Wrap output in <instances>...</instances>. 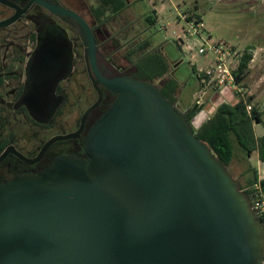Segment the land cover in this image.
<instances>
[{
    "label": "water",
    "instance_id": "1",
    "mask_svg": "<svg viewBox=\"0 0 264 264\" xmlns=\"http://www.w3.org/2000/svg\"><path fill=\"white\" fill-rule=\"evenodd\" d=\"M38 1L76 24L91 71L117 98L88 130L87 158L62 156L37 174L0 183V264H262L264 226L241 182L195 135V118L189 123L153 82L104 76L88 22ZM38 57L37 97L69 72L71 44L47 41ZM25 100L35 111L53 101ZM101 100L76 133L54 137L40 156L53 142L78 137ZM50 110L36 121H49Z\"/></svg>",
    "mask_w": 264,
    "mask_h": 264
},
{
    "label": "flooded vegetation",
    "instance_id": "2",
    "mask_svg": "<svg viewBox=\"0 0 264 264\" xmlns=\"http://www.w3.org/2000/svg\"><path fill=\"white\" fill-rule=\"evenodd\" d=\"M19 7H10L0 2V22L15 16L17 20L4 28H0V157L7 152L0 162V183L7 182L17 176L34 175L48 167L55 159L62 156L87 158L85 137L94 122L115 102L117 95L105 89L91 71L85 57V46L75 23L69 18L59 16L46 9L38 0H8ZM49 1L69 9L84 18L82 13L65 0ZM8 12L2 16V11ZM90 10V8H89ZM5 14V13H4ZM87 21L93 30L98 44V66L102 74L112 77L126 72L124 68L110 59L113 53H104L98 40L96 29L103 22L93 16ZM113 16V15H112ZM126 26L122 28L124 31ZM121 32V31H120ZM66 38L71 44L70 69L48 95L35 96L33 89L39 83L36 70L38 54L47 41ZM112 47L121 46L111 40ZM80 49L84 52L85 69L80 67ZM80 55V56H79ZM109 71L105 73L104 70ZM86 71V72H85ZM87 73L88 79H84ZM101 95V102L88 114L84 129L78 137L53 142L40 156L44 146L54 137L76 133L81 127L85 112L95 105ZM25 99H53L38 111L33 103ZM96 99L84 111L82 101ZM51 108V110L49 109ZM50 110L49 121L43 119ZM80 120L68 132L51 134L57 124L70 119ZM23 156L21 158L19 156ZM40 156V157H39ZM241 184L242 181L238 179ZM243 185V184H242Z\"/></svg>",
    "mask_w": 264,
    "mask_h": 264
},
{
    "label": "rangeland",
    "instance_id": "3",
    "mask_svg": "<svg viewBox=\"0 0 264 264\" xmlns=\"http://www.w3.org/2000/svg\"><path fill=\"white\" fill-rule=\"evenodd\" d=\"M65 1L74 4L89 22H92L89 8L99 5L98 0ZM125 2L126 6L121 12L108 18L96 29L101 49L104 53H113L110 59H113L114 63L120 65L126 72H134V64L128 62L126 54L145 40H149L150 47L139 50L132 60L136 62L148 52H160L169 63L172 76L180 84L176 106L184 112L195 105V94L200 86L193 68L195 65L205 66L208 62L197 54L196 49L200 44L197 38H191L189 41L194 45L192 52L186 45L180 43L179 36L185 41L189 38L183 34L184 22L180 16L192 15L191 12L199 14L204 31H210L213 41H222L230 45L232 52L238 54L236 61L240 62L246 52L253 55L240 85L243 86L245 97H252V105L262 113V122L254 123L256 134L264 133V0H125ZM155 9L159 11L160 16L154 12ZM6 14L8 12L3 10L2 16ZM149 16H152L157 24L150 25L147 21ZM124 26L126 28L122 31ZM112 39L115 44L121 46L119 49L112 47ZM80 53L79 66L85 69L82 49ZM164 78L156 79L153 83L159 87ZM84 79H88L87 73ZM95 100L84 99L83 111ZM235 102L236 99L231 103ZM216 106L207 99L203 110L198 113V120H194V125L198 126L211 117L216 111ZM209 110L213 112L209 114ZM79 120L80 115L77 119L67 120L66 129L59 123L51 134L71 131ZM256 166V152L248 155L235 144V157L229 168L232 176L240 179L245 185L247 178L253 177Z\"/></svg>",
    "mask_w": 264,
    "mask_h": 264
},
{
    "label": "trees",
    "instance_id": "4",
    "mask_svg": "<svg viewBox=\"0 0 264 264\" xmlns=\"http://www.w3.org/2000/svg\"><path fill=\"white\" fill-rule=\"evenodd\" d=\"M97 7H90L93 16L98 22L107 20L112 15L121 12L125 6V0H98ZM155 12V10H154ZM147 21L150 25L154 24V18L149 16ZM150 41L145 40L138 45L137 48L131 49L126 54L128 62L134 64L135 71L132 75L146 81L154 82L156 79H161L169 76L160 89L164 97L172 104H177V92L179 82L170 73V65L167 60L159 52H148L133 62L132 57L139 51L150 47ZM253 59L251 53L246 52L239 63L238 71L234 73L238 83L242 84L244 75ZM252 97H249L246 102L243 99H237L235 103L220 104L215 113L209 117L199 127L193 126V131L197 138L206 142L213 154L226 166L229 171L230 165L235 157V144L246 154L257 151L259 159L264 163V136L256 137L254 131V123L259 120L262 122V113L252 105ZM251 106L250 113L247 111V106ZM202 108L193 105L187 112L185 118L189 123H192L194 118L201 112ZM258 181L256 170L252 178H249L247 183L242 185V190L250 197L248 188Z\"/></svg>",
    "mask_w": 264,
    "mask_h": 264
},
{
    "label": "built area",
    "instance_id": "5",
    "mask_svg": "<svg viewBox=\"0 0 264 264\" xmlns=\"http://www.w3.org/2000/svg\"><path fill=\"white\" fill-rule=\"evenodd\" d=\"M184 22L183 34L189 38L185 41L179 36L182 45H186L189 51L194 50V45L189 41L197 38L200 41L197 54L203 57L205 66H200L196 70V76L200 82L199 89L195 94V105L202 108L206 105L213 93H217L222 98V103H231L235 99H248L245 97L243 86L237 82L234 73L238 71V54L232 52V47L226 42L213 41L204 31L203 22L192 15H181ZM194 58V57H193ZM221 103V104H222ZM215 105V104H214ZM250 113L251 106H247ZM208 113H212L209 110ZM253 209L264 226V175L258 176V181L248 188ZM262 264H264V259Z\"/></svg>",
    "mask_w": 264,
    "mask_h": 264
},
{
    "label": "crops",
    "instance_id": "6",
    "mask_svg": "<svg viewBox=\"0 0 264 264\" xmlns=\"http://www.w3.org/2000/svg\"><path fill=\"white\" fill-rule=\"evenodd\" d=\"M155 12L157 13V15L158 16H160V13H159V11L157 10V9H155ZM191 14L192 15H194L195 17H197L198 19H200L201 21H202V18H201V16L199 15V14H193V12H191ZM184 15H186V14H184ZM189 16V15H188ZM158 19H159V17H158ZM203 22V21H202ZM154 24H157V22H155ZM205 33L209 36V37H211L212 38V35H211V33H210V31H208V30H206L205 31ZM200 66H198V65H195L194 66V68H193V70H194V73L196 74V70H197V68H199ZM170 73H171V68H170ZM169 78V76H167V77H165L164 78V81L165 80H167ZM162 79V78H161ZM164 82H162V84H163ZM210 99H211V101L215 104V105H220L221 103H222V98H221V96L219 95V94H217V93H213L212 95H211V97H210ZM191 108V107H190ZM190 108H188L187 110H185L184 111V113L185 112H187ZM217 109V108H216ZM182 112V111H181ZM210 114V113H209ZM209 119V118H208ZM195 120H198V115L195 117ZM205 121H203L201 124H203ZM201 124H199L197 127H199ZM254 131H255V129H254ZM255 135H256V137H262V136H264V133L263 134H261V135H258V134H256V131H255ZM256 152V162H257V166H256V172H257V174H258V176H260V175H264V163L259 159V154H258V152L257 151H255ZM250 178V177H249ZM249 178H247V180L249 179Z\"/></svg>",
    "mask_w": 264,
    "mask_h": 264
}]
</instances>
